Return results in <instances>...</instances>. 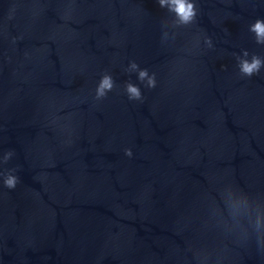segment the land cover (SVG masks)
<instances>
[{"label":"water","instance_id":"water-1","mask_svg":"<svg viewBox=\"0 0 264 264\" xmlns=\"http://www.w3.org/2000/svg\"><path fill=\"white\" fill-rule=\"evenodd\" d=\"M193 2L0 0V264H264V0Z\"/></svg>","mask_w":264,"mask_h":264},{"label":"clouds","instance_id":"clouds-1","mask_svg":"<svg viewBox=\"0 0 264 264\" xmlns=\"http://www.w3.org/2000/svg\"><path fill=\"white\" fill-rule=\"evenodd\" d=\"M158 4L161 8H167L169 12L174 13L175 22L178 25H188L192 23L197 15L196 5L193 0H158ZM249 30L255 34V39L258 44L264 45V19H257L252 25H250ZM209 46H211V40L208 41ZM249 53L247 50L244 51L243 57H238V67L240 73L243 76L252 77L260 73L261 69L264 68V59L258 55H252L251 60L247 59ZM133 70L139 71L138 79L141 82L146 81V86L148 88L156 87V77L155 74L149 75L147 69H139V66L133 62L131 64ZM115 87L114 79L111 75H103L98 88H97V99H101L107 96L109 91H112ZM125 90L128 94L130 100H143V95L141 88L131 82L125 85ZM12 152H8L5 156V161H7L11 156ZM125 155L132 157L133 153L131 149H125ZM15 171V170H13ZM0 175H3L0 173ZM19 183V178L11 173H9L4 179V186L8 189H15ZM249 199L243 196V203L247 205ZM254 228L264 234V213H259L254 221Z\"/></svg>","mask_w":264,"mask_h":264}]
</instances>
